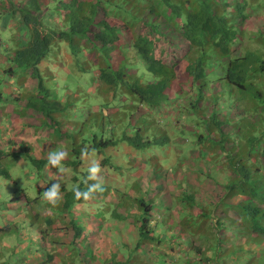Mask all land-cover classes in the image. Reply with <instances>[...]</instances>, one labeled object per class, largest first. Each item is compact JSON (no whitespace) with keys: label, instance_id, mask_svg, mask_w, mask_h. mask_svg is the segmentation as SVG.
Instances as JSON below:
<instances>
[{"label":"trees","instance_id":"trees-1","mask_svg":"<svg viewBox=\"0 0 264 264\" xmlns=\"http://www.w3.org/2000/svg\"><path fill=\"white\" fill-rule=\"evenodd\" d=\"M155 1L157 3H152ZM164 10L169 11V15L164 16L166 22L173 20L170 17L180 19V25L175 22L174 25L179 29L180 39L188 47L185 56L173 65L163 60L159 24L147 23V34L133 35L129 32L130 23L122 18L126 14L134 23L142 21L143 16L161 15ZM248 10H260L264 18V0H49L44 9L39 7L38 0H29L21 8L10 4V9L3 12L18 22L22 27L20 34L26 33V37L25 41L22 38L19 41L13 39L15 43L3 50L9 55L2 73L14 74L16 80L21 79L23 83H35L33 92L23 90L25 108L40 117L39 132L44 129L56 139L64 137L68 148L67 151L62 148L64 157L52 152L51 158L41 159L35 157L32 149L21 140L12 153H8L7 149L0 150V163L8 160L0 164V180L13 182V175L8 172V168L13 165L12 161L18 158V154L25 161L26 168L34 172L35 180L43 178L47 165H51L50 171L67 168L74 177L68 188L60 189L62 205L59 213L69 212L72 206L84 202L88 194L103 193L105 190V184L96 183L101 172L96 169L95 161H99L102 169L117 171L121 161L125 163L129 154L145 157L146 153L152 154L155 150L171 153L174 143L167 127L160 125L156 119L149 120L148 115L133 122L132 115L137 112L138 106L160 111L169 102L188 97L192 116L187 117L185 122H191L197 128L203 126L201 132L193 133L196 146L218 150L219 156L225 155V164L236 179L230 182L226 178L228 182L223 180L220 184L226 191L218 204L202 206L199 202L187 201L188 205L191 204L187 211L199 209L194 217L201 220L199 224L193 225V233V230H188L191 215L186 213L180 223L182 231L177 233L176 238H182L184 234L194 238L196 233L197 236H207L205 241L208 244L204 243L202 247L200 245L201 248L195 249L201 261L192 264H255L256 259L264 264V250L259 258H255L246 254L243 246L233 242L226 246L232 237L238 239L242 232L249 241L264 243V21L257 20L258 25L253 31L254 35L263 39L262 51L248 49L244 45L247 31L244 32L242 28L251 17ZM114 17H120L123 23L117 25L116 21H120ZM113 20H116L115 24L111 23ZM166 27L169 28L168 23ZM59 48L68 60L50 65V56L57 53L56 58ZM65 63H68L69 68L64 66ZM214 63L222 73L216 79L222 84V93L210 95L216 110L203 119L197 103L206 99L203 91L209 88L207 74ZM57 64H61V67L56 69ZM144 72L148 73L145 77ZM61 75L65 76L61 78ZM2 78L0 76L1 81ZM72 79L76 83L67 85ZM88 82L93 84V92L100 93L91 99H82L83 109L87 112V117H84L74 106L80 102L78 95H85L80 86L87 88ZM64 85L67 87L62 89ZM70 88L72 93L60 99L61 93ZM220 95L222 97L219 99ZM123 101L129 105L128 110L121 105ZM127 101L131 104H127ZM230 101L233 104L227 110L226 103ZM90 102L98 105L97 113L92 112L89 105L86 106ZM109 106L118 109L116 116L108 117L102 112ZM230 110H236L240 117L231 121L225 115L222 120L219 119V113ZM75 124L80 125L79 128ZM230 126V131H226L224 127ZM174 146L178 147L177 144ZM211 150L209 154L214 155ZM58 151H61V147ZM113 156L116 159H112ZM219 156L216 158H222ZM56 161L57 165H53ZM130 187L124 186L123 192L126 189L135 192ZM49 190L51 188L47 187ZM191 193L194 191L189 190L188 194ZM21 197L26 195L22 193ZM234 197H239L241 201L238 204L226 202ZM187 198L192 200V196L188 195ZM25 199L29 205V200ZM134 200L138 202V207L131 206V209H135H132V213L139 212V216L129 215L134 218L131 221L135 227L138 226V241L134 251L153 254L166 241L148 228L149 214L153 209L150 204L152 198L147 203L143 199ZM54 201L56 208L59 198ZM233 208L240 226L234 225L233 216H227ZM219 209H222L226 221L215 219L216 228L211 227V231L206 230V234H199L198 225L209 220L211 212ZM117 211L114 212L115 219L120 221L123 215ZM71 216L67 225L73 230L76 240L81 238L82 229ZM49 220L43 221L48 227L55 222L51 217ZM221 227L223 230L226 228V231H219ZM212 228H215L214 235ZM18 243V247L24 245L21 240ZM22 247L28 249V246ZM191 252L186 251L184 255L190 258ZM220 256L222 261L219 260ZM55 257L47 255L46 261L41 264H51L56 260ZM181 263L186 264L185 261ZM151 264H171V260L159 251L158 256L152 257Z\"/></svg>","mask_w":264,"mask_h":264},{"label":"rangeland","instance_id":"rangeland-1","mask_svg":"<svg viewBox=\"0 0 264 264\" xmlns=\"http://www.w3.org/2000/svg\"><path fill=\"white\" fill-rule=\"evenodd\" d=\"M24 0H0V5H4L6 8L3 9L5 11L9 10L10 4L13 3L16 5V3L23 2ZM41 3L45 4L46 0H39ZM157 3V1L152 2ZM14 5V6H15ZM159 4L155 5L158 6ZM154 6V5H153ZM1 11V13L3 12ZM251 17L246 21V23L243 26L244 32L247 31V36L244 39V45L248 47V49L252 50H261L262 51V40L260 37H258L253 34V31L256 29V26L258 25L257 20L262 19L264 21V18L262 16V11H256L253 13L252 11H248ZM6 13V12H4ZM161 15L153 16V17H144L142 21H136L133 23L131 19L126 17L125 15H122L123 21L127 22L129 25V32L131 34H147L149 32V28L147 27V23H156L159 24V32L161 33L160 38V45L161 49L164 53L163 60L167 64H174L178 60H180L187 52L188 47L183 43H181V40L179 39V36L176 32H172L168 30V27H166L165 19L163 18L165 14L168 16L169 11H165L164 13H160ZM9 20L8 25L6 23L3 25L2 28H0V32L4 39L12 40V37L14 35L15 38H22V41H25L26 33L19 32L18 27L14 24L12 18L10 15L6 16ZM48 17V15H47ZM116 19H121L120 17H114ZM116 20H113L111 23L114 22L115 24ZM120 21V20H119ZM122 23V21H120ZM116 21L117 25H121V23ZM179 23L178 20H176V23ZM173 27V26H172ZM262 35H264V31L262 32ZM153 36V34H152ZM131 41V39L129 40ZM264 43V42H263ZM58 55L55 58L54 53L50 56L51 60L50 65H53L56 61L59 63L65 62L66 57L63 56V50L59 48ZM68 60V59H66ZM68 62V61H67ZM141 63V62H140ZM61 64H57V68L61 67ZM59 65V67H58ZM68 63H65L64 66H67ZM68 67V66H67ZM10 68V67H7ZM69 68V67H68ZM73 74V72H70ZM132 73V72H130ZM74 75L77 76V73ZM94 75H97V71L94 72ZM148 75V73L144 72V77ZM65 76V75H64ZM63 75L60 77L63 78ZM84 77V76H83ZM10 77H3L2 86L0 87V92L8 96L7 102H3L4 100H1L0 104V150L8 149V152L10 151H16L17 147H13L12 144H17L19 141L23 140L25 145L32 149L33 155L37 158H47L51 157V153L57 151L59 147L64 148L65 151H67L66 148H68L66 145H68L67 141L64 140V137H61L60 139H56V137H53L49 131L42 130L39 132L36 128L40 129V117L36 116L32 111L31 114H26L25 111H18L19 109L14 108V100H18V102L21 104L22 107L25 105V101L22 100L23 96L25 95L22 91L20 94H18V89H14L13 87L15 84H12V82L9 80ZM210 80L216 83L217 76H209ZM25 79V77H23ZM27 79V78H26ZM144 80V79H143ZM1 81V79H0ZM75 80L72 79L68 82L67 85H73ZM26 82V81H25ZM85 84V82L83 83ZM67 85L61 86L62 89H65ZM79 86V84H77ZM87 88H84L83 86H80V88H83V91L85 93L84 96H81V94L78 95V98L80 102H78L74 108L81 112L84 117H87V112L83 109V103L82 99H91L95 97L96 94L99 92H93V84L88 82L86 84ZM35 89V83L33 81H28L25 84V87L23 90H26L29 92H33ZM220 91L218 85H215L212 89V94H218ZM72 93V88L66 89L64 93L62 92L60 95V99H62L65 96H68ZM58 96V94H57ZM88 97V98H86ZM222 97V95L219 96V99ZM104 98V96H103ZM206 100L202 103L200 102L198 104V107L201 109V115L200 117L203 119H206L207 116L214 111L216 108L213 103H210L209 95L205 94ZM122 99V98H121ZM224 99H226L224 97ZM20 100V101H19ZM184 100V101H182ZM186 97L179 99L170 107L165 106L160 111L159 110H148L144 106H138L137 112H135L133 117V122L137 119H140L141 116H150L149 120L157 119L158 121H164V127H170V128H178L179 129V136L177 138L173 137L172 139V149L171 153H167L166 151H160L157 153V150L152 154L146 153L145 157H141L140 155H127L125 158V163L121 161L120 169L119 170H110L109 168L107 170L102 169L100 164H95L96 169L99 171L100 175H98V178L96 180V183H102L105 184L103 190V193L106 195H96L95 193L88 194L84 200V202L80 204L74 205V207L71 208L72 213L75 216H82L84 220H87L89 222H92L94 224L88 225L87 221H84L86 224V230L92 232L90 234V244L94 247L93 244L98 242V244H101L103 246L106 243L109 244V248H106V245L104 247H100L97 249V255L98 260L103 254H108L109 258L111 259L112 256H115L116 258H112L114 262L121 263V264H139V262H142L143 264H151L152 257L158 256V252L161 251L163 253H167L170 255L171 264H182L181 262H186V264H192L193 262H198L200 260V257L198 256L197 251L195 249L201 248L206 241L205 237H195L193 238L191 244H184V246L176 245V244H170L168 246L170 250L167 249V247L164 245L163 247L159 248L158 250L153 251V254L145 253L143 251L136 252L134 251L133 245H135L137 241V237L135 236V230L132 225H129L127 228L126 226L129 224L126 221L120 222L118 219L116 220L114 212L117 211L116 204H118V208L122 206L121 202L118 201V197L123 194V187L127 185H131V183L135 184L137 180L144 181L147 183L149 178L153 181V183H156V185H162L163 189L165 190L164 186H169L170 183L175 185V189L170 190V192H174L175 195H179L180 189L177 185L181 183V181L184 182L185 187H194L197 191L196 196L201 200L204 204H215L218 203L219 198L222 197L223 194H221V189L219 186L224 180L223 172L220 171V167H223L225 165L227 158L225 155H221L222 158L219 159L215 156L220 155V152L218 150H211L215 153L212 157L210 156V150L209 153L203 152L202 148H197L193 142H190L191 144V150L188 149L184 151L185 148V140L181 139H187L188 141V135H190L192 132H198L197 127L191 124V122H185V119L187 118L186 111L182 108L181 111H179V108L182 106H179V104L185 102ZM225 100L222 103V106L224 107ZM115 104V102H114ZM129 104H131L129 102ZM228 104L225 109H231V106L233 104L232 101L226 103ZM91 108L92 112H98L99 107L95 103H87ZM121 105L124 107V109H127V106H125V102L123 101ZM176 107V108H175ZM178 107V108H177ZM17 113V117L14 116L13 113ZM177 109V111H176ZM117 108L113 106L107 107L106 110L102 111L105 113L106 116H116L115 113L117 112ZM18 111V112H17ZM186 113V114H184ZM224 114V113H223ZM170 115H172L170 117ZM237 112H231L228 114V117L230 119H233L236 117ZM122 116V115H121ZM153 117V118H151ZM221 117V116H219ZM82 119H79L78 121H81ZM100 120V119H99ZM76 125V124H75ZM77 128H79L80 125H76ZM36 127V128H35ZM66 127H68V124H66ZM74 128V127H73ZM199 132L202 131L203 126L198 127ZM201 128V130H200ZM72 129V128H71ZM226 131H230L229 127H225ZM116 131V130H114ZM169 134H172V132H168ZM110 135V132L108 133ZM86 136H90L89 134H86ZM175 138V139H174ZM194 137L192 136V140ZM177 144L178 147H175L174 145ZM35 147V148H32ZM13 148L14 150H11ZM63 151V153H65ZM184 151V152H183ZM202 153H205L204 155ZM113 155V153H111ZM117 153L115 152L114 155ZM93 155L95 156V152L93 151ZM91 155V157H94ZM17 159H13V165L9 166V173L13 175V182H9L4 180H0V264H9L13 263L15 261H18L21 258V261H19L17 264L24 263L25 260L29 264H39L40 261L46 256V254H57L59 257H61V253L68 252L71 253L72 259H70L68 264H81L79 262V250L77 246L70 245L66 250L64 249L65 245L68 244L72 240L73 232L68 224L69 220L71 219L70 215L67 212H63V214H58V212L55 210L54 206L56 204L55 201H53L54 198H58L61 196V194L57 191L61 187H68L72 174L64 168L60 170L54 169L53 171L48 170L51 165H47L44 169L45 173L48 172V175L45 176L42 180H34V176L32 172H29V170L26 168V163L22 159V157L18 154ZM182 158H184L182 160ZM102 159V158H101ZM112 159H116L115 156L112 157ZM167 159V161H166ZM8 161V160H6ZM6 161H2L0 164L3 165ZM4 162V163H3ZM218 162V164H217ZM97 163V161H96ZM216 163V164H215ZM124 164V165H123ZM216 168H214L213 166ZM203 166V167H202ZM212 166V167H209ZM206 167H208L206 170H204ZM203 169L201 173V169ZM135 169V170H134ZM176 169V172L172 173L170 175V170ZM145 174V176H144ZM203 175V176H201ZM204 176L208 178L205 179ZM46 179L51 182V189L49 191L42 190L46 186ZM160 179V182H158ZM158 182V183H157ZM216 182L218 185L214 184ZM58 183V185H57ZM134 187V186H132ZM131 188V187H130ZM53 192L54 195H53ZM22 193L26 195V197H21ZM139 196L145 198V200L148 199V193L145 194L144 190H141L138 193ZM168 195V199L163 201V204L167 208H171V211L173 214L180 210L181 207L178 203H173V198L171 195ZM29 200V205L26 204V199ZM38 198V199H36ZM151 198L156 202H161L158 200V197L156 195H151ZM11 199H14L13 202L17 203L13 208L6 207V204H10L12 201ZM22 200V202H19V200ZM11 201V202H10ZM54 202V203H53ZM62 205V200L59 199L58 207ZM191 206V204L188 205V207ZM138 207V206H137ZM10 209V210H9ZM158 209V208H157ZM156 209V210H157ZM186 210V209H185ZM121 210L118 209L116 213L122 214V220L125 219L126 213L120 212ZM162 212L159 210L158 214ZM216 214V212H215ZM36 215L42 216L41 218H36ZM135 215V214H133ZM175 215L177 217L181 216V219H184L182 217V213L176 212ZM174 215V216H175ZM19 216V218H18ZM165 216V214H163ZM52 218V225L46 226L43 221L49 220V218ZM130 218V217H129ZM43 219V221H42ZM133 219V217H131ZM128 219V220H131ZM176 219V218H175ZM79 220H82L80 218ZM201 219H195L194 216H190L189 222V229L193 230V233L195 231L194 224L200 223ZM50 221V220H49ZM81 223V222H80ZM8 227V228H6ZM182 231V229L175 230V232L179 233ZM134 232V233H133ZM206 232V228H203L202 233ZM22 235V236H21ZM103 236L105 240H103V243H100V240L103 239ZM180 237V236H178ZM181 237H185V239H188V235L185 234ZM22 240L25 247L28 246V249H23L22 245L18 247V241ZM31 240V242H29ZM178 240H181L180 238ZM245 239L241 238L239 240H233L234 243H241L244 244ZM32 243V244H31ZM201 245V247H200ZM262 244L257 245L256 251L260 250L261 248H264ZM5 247L9 248L10 251L5 250ZM206 247V245H205ZM250 247V246H249ZM4 248V250L2 249ZM14 248H16L14 250ZM255 248L254 245H252L251 250ZM84 249L91 250V247L89 246L84 247ZM150 249H154V247H150ZM191 249L192 253L190 255V258H187V256L184 255V253ZM13 250V253L11 251ZM8 252V254H6ZM142 252V253H141ZM94 253V251H93ZM144 253V254H143ZM261 255V253H259ZM255 255L253 257H260V255ZM66 255V253H64ZM91 256L90 254L88 255ZM222 256V255H221ZM220 256V261H222V257ZM82 258H87L82 253ZM127 263H124L126 260H129ZM137 259H139V262H137ZM183 259V260H181ZM85 262L86 260L83 259ZM96 261V259H94ZM201 261V260H200ZM229 261V260H228ZM227 261V262H228ZM111 261H108V263ZM255 264H263L261 263L260 259H256L254 261ZM60 264V263H58ZM91 264V262L89 263ZM110 264V263H109ZM184 264V263H183ZM200 264H207L206 262H200Z\"/></svg>","mask_w":264,"mask_h":264},{"label":"clouds","instance_id":"clouds-1","mask_svg":"<svg viewBox=\"0 0 264 264\" xmlns=\"http://www.w3.org/2000/svg\"><path fill=\"white\" fill-rule=\"evenodd\" d=\"M11 4H13V3H11ZM13 5H15V4H13ZM26 5L25 4H23L22 2H19V3H16V5H15V8H21V7H25ZM1 8H3V9H5L6 7L3 5L2 6V4H1V6H0ZM10 9V8H9ZM248 11H251V10H248ZM247 11V12H248ZM253 13H255L256 12V10H254V11H252ZM248 14H249V12H248ZM250 15V14H249ZM125 16L126 17H128L129 19L131 18L130 16H128V15H126L125 14ZM251 16V15H250ZM144 17H149V16H143V18ZM164 18V17H163ZM170 19H173V20H170L169 22H166V21H164V22H166V23H168V25H169V28H168V30L169 31H172V32H176L177 34H178V36H179V39L181 38L180 37V33H179V29L177 28V27H175V25H174V22L176 23V20H178L179 21V23L177 22V24L176 25H180V19H174V18H171L170 17ZM118 20H120V21H122V19H118ZM132 20V19H131ZM133 21V20H132ZM123 23V22H122ZM121 23V24H122ZM165 23V24H166ZM173 26V27H172ZM158 27V31H159V26H157ZM243 28V27H242ZM181 40V39H180ZM181 43L183 44L184 43V41H182L181 40ZM186 45V44H185ZM187 46V45H186ZM185 56V55H184ZM183 56V57H184ZM182 57V58H183ZM181 58V59H182ZM180 59V60H181ZM180 60H178L177 62H179ZM176 63V62H175ZM174 63V64H175ZM169 65H173V64H169ZM216 64L214 63V64H212V68H211V70L208 72V74H207V77H208V79H209V83H210V85H209V88L206 90H204L203 92H204V94H206V95H209V100H210V103H212L211 102V99H210V95L212 94V89H213V87L215 86V85H218V87H219V89H220V91H219V93L218 94H216V96L217 95H219V94H221L222 93V84L219 82V81H216V83L215 82H213V81H211L210 80V78H209V76L210 75H212V76H217V77H219V76H221L222 75V73H221V71L218 69V67L217 66H215ZM217 67V68H216ZM12 68L14 69V67L12 66ZM212 95H215V94H212ZM191 96H193V95H191ZM0 97H1V95H0ZM196 98V96L193 98V101H194V99ZM179 99H177L176 101H178ZM206 100V99H205ZM204 100V101H205ZM176 101H171V102H169L168 104H166V105H164L163 107H165V106H168V107H170V105H172L173 103H175ZM182 101H184V100H182ZM203 101V102H204ZM129 102L130 101H127V104H129ZM185 102H186V104L184 105V103H181V104H179V106H182L181 108H179V111H181V109L183 108L185 111H186V113L188 114L187 115V117H191L192 116V112H191V110H190V106H189V100H188V97H186V100H185ZM202 102V103H203ZM131 103V102H130ZM200 103V102H199ZM199 103H197V104H199ZM126 106H129V105H126ZM176 108V107H175ZM178 108V107H177ZM216 108V107H215ZM216 110V109H215ZM176 111H177V109H176ZM189 111V112H188ZM213 112V111H212ZM211 112V113H212ZM231 112H237L236 110H230V112H227V111H222L221 113H219V116H221V117H219V119L220 120H222V117H224L225 115H226V117H228V114L229 113H231ZM186 113H184V114H186ZM224 113V114H223ZM239 113H237V115H236V117H234L233 119H230L229 117V119L232 121V120H235L237 117H240V115H238ZM172 115H170V117H171ZM208 117V116H207ZM155 119V118H154ZM207 119V118H206ZM157 120V119H156ZM159 122V124L160 125H162V126H164V121H158ZM231 123H233V122H231ZM36 128V127H35ZM225 128V127H224ZM229 128H231V126L229 127ZM36 129H38V128H36ZM167 130H168V132H172V134H169V135H171V139L173 138V137H175V138H177L178 136H179V129L178 128H176V127H174V128H170V127H167ZM197 130H198V128H197ZM198 132H199V130H198ZM192 136H193V132L190 134V135H188L187 137H188V141H187V139H181V140H185V148H184V151H186V150H188V149H190L191 150V144H189L190 142H193V144L196 146V141L193 139L192 140ZM194 137V136H193ZM174 138V139H175ZM173 140V139H172ZM171 140V141H172ZM12 146L13 147H17V145L16 144H12ZM197 147V146H196ZM197 148H200V147H197ZM202 148V150H203V152H206V153H209V150H211V149H209V148H207L206 147V149H204L203 147H201ZM11 150H14L13 148H11ZM59 149H57V151H55V152H58L57 153V155H58V157L59 156H61V157H64V155L62 154L63 152H62V150L61 151H58ZM156 151V150H155ZM183 151V152H184ZM12 152H14V151H10V152H8V153H12ZM157 153H159V152H157ZM156 153V154H157ZM52 154V153H51ZM203 155L205 154V153H202ZM212 154V153H211ZM213 155V154H212ZM212 155H210L211 157H212ZM217 156H219V155H217ZM130 157H132V156H130ZM216 157V156H215ZM219 157H221V156H219ZM49 158H51L50 156H49ZM56 159H59V158H56ZM184 158H182V160H183ZM218 162H219V159H218ZM218 162H217V164H218ZM99 163V161L97 160V163H96V161H95V164H98ZM216 164V163H215ZM53 165H57V161L53 164ZM213 166V165H212ZM212 166H209V167H212ZM203 167V166H202ZM214 168H216L215 166H213ZM208 167H206L205 169L204 168H202L201 169V173L203 174L204 172H202L203 171V169L204 170H206ZM62 169L64 170V168L62 167ZM49 170V169H48ZM66 170H68L67 168H66ZM69 171V170H68ZM220 171H222L223 172V175H224V181H226V182H228L227 180H226V178H228L229 179V181L230 182H234V180L236 179V176H232L231 175V173L229 172V170H228V168H227V164H225V165H223V167H220ZM30 172V171H29ZM174 172H176V169H171L170 170V175H172V173H174ZM33 173V176L35 175L34 174V172H32ZM71 173V172H70ZM72 174V173H71ZM48 175V172H46L45 174H44V176H43V178L45 177V176H47ZM144 176H145V174H144ZM201 176H203V175H201ZM74 177V174H72V177H71V179ZM43 178H41L40 180H42ZM204 178L205 179H207L208 180V178L206 177V176H204ZM151 179V177L149 178V180L147 181V183H145L144 181H141V180H137L136 181V183L135 184H133V183H131V188L130 189H135V192H133V193H131V192H129L128 191V189H126V191L125 192H123V194H121V196H119L118 197V201L119 202H121V204H122V206L120 207V208H118L117 206H118V204L119 203H117L116 204V208H117V210L118 209H120L121 211L120 212H122L123 214L124 213H126L127 215H126V217H125V219L124 220H120V222H123V221H126V222H128L129 224L126 226V228L129 226V225H132L133 226V228H134V230H135V233H136V237H137V241H138V236H137V234H138V232H137V227H135V225L133 224V222L131 221V220H134V218L133 219H131V217L129 218V215L130 214H135V216H139V212H133L132 213V211L133 210H135V209H131L130 207L132 206H137V201H135L134 200V198H137V199H143L144 200V203H147L148 201H149V199L151 198V195H156L157 197H158V200L159 201H161V202H158V203H156L153 199H152V202L150 203L151 204V206H152V211L150 212V214H149V219H148V228L149 229H151L156 235H159V237L161 238V239H163L164 241H166V243L164 244L166 247H167V249L168 250H170V248L168 247V246H170V244H176V245H180V246H184V244L183 243H185V244H191V242H192V240H193V238L192 237H189L188 236V239H185V237H182V238H180L181 240H178L177 238H176V236H177V232H175V230H178V229H182V227L180 226V223H181V221H182V219H181V216L180 217H177L176 215H175V213L176 212H179V213H182V216H184L186 213H188L189 214V216L191 215V216H195L196 214H198L199 213V209H194V210H192L191 212H189V211H187V207H188V204H187V201L188 202H199L202 206L203 205H207V204H204L201 200H199V198L196 196V194H197V191H196V189L194 188V187H185V185H184V182L183 181H181V183H179L178 185H177V187L178 188H181L180 189V192H179V195H175V191L174 192H170V190H173V189H175L176 187H175V185L174 184H172V183H170V185L167 187V186H164V188H165V190L163 189V187H162V185H156V183H153V181L152 180H150ZM34 180H35V176H34ZM38 181V180H37ZM71 181V180H70ZM10 182V181H9ZM158 182H160V179H159V181ZM157 182V183H158ZM45 183H46V186L44 187V189H42V190H45V191H47V187H52V185H51V182L50 181H48V179H46V181H45ZM214 184H215V182H214ZM57 185H58V183H57ZM132 186H134V187H132ZM63 187H61L60 189H62ZM65 188H68V187H66L65 186ZM219 188L221 189V194H223L222 195V197L221 198H219V200H218V203L223 199V196L225 195V189H224V187L222 188L221 186H219ZM60 189H58L57 191L61 194V192H60ZM52 190V189H51ZM141 190H144V192H145V194L146 193H148L149 195V197H148V199L147 200H145V198H143V197H141V196H139L138 195V193L141 191ZM189 190H191V191H194V193H191V194H188V192H189ZM53 191V190H52ZM96 195H106V194H104V193H95ZM167 194H169V195H171L172 196V198H173V203H178L179 205H180V207H181V209L180 210H178V211H176L174 214H173V212L171 211V208H167V207H165L164 206V204H163V201H165V200H167L168 199V195ZM53 195H54V193H53ZM188 195L189 196H192V200H188ZM62 198V194H61V196L59 197V199H61ZM36 199H38V198H36ZM55 199V198H54ZM54 199H53V201H54ZM1 200V199H0ZM11 200H13V199H11ZM14 201V200H13ZM20 202H22V200L20 199L19 200ZM241 200H240V198L239 197H234V198H232V199H230V200H226V202H229V203H232V204H238L239 202H240ZM54 203V202H53ZM218 203H215V204H218ZM17 203H15V202H11L10 204H6V207H7V209H8V207L9 206H11V207H13V208H15L14 206L16 205ZM187 204V205H186ZM209 205H211V204H209ZM11 207H9V208H11ZM58 207V206H57ZM72 207H74V206H72ZM71 207V208H72ZM59 208V207H58ZM124 208H126L127 210H125ZM158 208V209H157ZM157 209V210H156ZM186 209V210H185ZM10 210V209H9ZM161 211L162 212V214L161 213H159L158 214V211ZM233 211V212H232ZM232 211H229V213H228V217L229 218H231L232 216H233V218H231V219H234L235 220V222H234V225H237V226H240V220H238L239 218H238V215L235 213V209L233 208V210ZM72 215H73V221H75L76 223H77V225H78V227H80L81 229H82V236H81V238H79V239H74L73 238V236H72V240L68 243V244H66L65 245V247H64V249L66 250L70 245H75V246H77V248H78V250H79V252H80V254H79V262L81 263V264H89L90 262H91V264H121V263H117V262H114L113 260H112V258H116V253H115V256L113 255L112 256V258L110 259L109 258V256H108V254L105 256V254H103L101 257H100V259L98 260V255H97V249H99V251H100V247H104L105 246V244L103 245V246H101V244H98V242H96L95 244H93L94 246H95V248H96V250L94 249V247L90 244V241H89V238H90V234H92V232H90V231H87L86 230V227H85V223H84V221H87V220H84V218L82 217V216H75L73 213H72V211H71V209H70V211H69ZM69 212H67L69 215H70V217H71V219H72V216H71V214L69 213ZM215 212H216V214H215ZM61 214H63V212L61 213ZM163 214H165V216H163ZM175 215V216H174ZM237 215V216H236ZM42 216H40L39 217V215H36V218H41ZM18 218H19V216H18ZM80 218H82V220H79ZM176 218V219H175ZM238 218V219H237ZM70 219V220H71ZM128 219H131V220H128ZM215 219H219L220 220V222H224V221H226L225 220V218H224V216H223V214H222V209H219V210H215V211H213V212H211V214H210V221L209 220H204L203 221V223L202 224H200V225H198V227H199V234H202V230H203V228H206V230H210L211 229V227H215L216 228V226H217V224H215V222L217 221V220H215ZM70 220H69V222H70ZM117 220V219H116ZM42 221H43V219H42ZM68 222V223H69ZM81 222V223H80ZM87 223H89L88 225H92V224H94V223H92V222H89V221H87ZM230 223H232V221H230ZM7 228V227H6ZM71 228V227H70ZM215 228H212V229H214L213 230V235L215 234ZM195 229V228H194ZM211 231V230H210ZM210 231H209V233H210ZM219 231H221V232H224V231H226V228H224V230L222 229V227L221 228H219ZM72 232H73V230H72ZM228 232V231H227ZM134 233V232H133ZM203 234H206V232L205 233H203ZM173 235L175 236V239L173 238ZM196 235V237H198V238H200V237H205V240H207V236H205V235H200V236H197L198 234L196 233L195 234ZM101 237H103V236H101ZM195 238V237H194ZM241 238H244L245 239V241H244V244H241V243H234L233 242V240H236L237 238H233L232 237V240L230 241V243L229 242H227V244H226V246L229 244H231L232 242L234 243V244H236V245H240V246H243V248H245V252H246V254H248L250 257H253V256H255V255H258L259 253H261V252H263V250H264V248H261L260 250H258V251H256L255 249H256V247H257V245H260V244H262V246H264V243H258V244H256V243H254V242H252V241H249L248 239H247V236L246 235H244L243 234V232H242V234L240 235V237L237 239V240H239V239H241ZM103 240H105V238L103 237V239H101L100 240V243H103ZM205 240H202V241H205ZM22 241V240H21ZM137 241H136V243H137ZM227 240H225V241H223V242H226ZM23 242V241H22ZM29 242H31V240L29 241ZM135 243V244H136ZM207 243V242H206ZM32 244V243H31ZM208 244V243H207ZM164 245H161V247H163ZM252 245H254L255 246V248L253 249V250H251V247H252ZM87 246H89V248L91 247V250L89 251V250H85L84 249V247H87ZM135 245H133L132 247H134ZM250 246V247H249ZM262 246H260V247H262ZM160 247V248H161ZM3 250H4V248H2ZM16 249V248H15ZM251 251H250V250ZM5 250H9L10 251V249L9 248H7V247H5ZM4 250V251H5ZM191 249H189V250H187V251H190ZM93 251H94V253H93ZM64 253H66V255H64ZM64 253H61V257H59L57 254H54V253H52V254H46V256L47 255H54V256H56L55 258H56V260L54 261V262H52L51 264H58V263H60V264H68L70 261V259H72V255H71V253L70 252H68L67 250H66V252H64ZM82 253L84 254V256L85 257H87V258H82L81 257V255H82ZM192 253V252H191ZM6 254H8V252L6 253ZM91 255L90 257L88 256V255ZM164 254H166L169 258H170V255L169 254H167V253H164ZM46 256L42 259V261H40L39 262V264H41V263H44V261H46ZM187 256V255H186ZM106 257H108V258H106ZM188 258V257H187ZM83 259H85L86 261L84 262L83 261ZM94 259H96V261H94ZM171 260V259H170ZM20 261V259L18 260V261H15V262H13V263H10V264H17L18 262ZM108 261H111V262H109L108 263ZM128 260H126L124 263H126ZM129 261H130V259H129ZM21 264H29L26 260H25V262L24 263H21ZM49 264V263H48Z\"/></svg>","mask_w":264,"mask_h":264},{"label":"crops","instance_id":"crops-1","mask_svg":"<svg viewBox=\"0 0 264 264\" xmlns=\"http://www.w3.org/2000/svg\"><path fill=\"white\" fill-rule=\"evenodd\" d=\"M28 2H29V0H24L22 3L27 5ZM38 4H39L40 8L44 9L46 7V5L49 4V0H46L45 4L41 3L38 0ZM2 10H3V8L0 7V13H1ZM6 16H8V14H6L4 12L1 13V15H0V28H2L5 23H6V25H8L9 20L7 19ZM13 22L16 25V27H18L19 32H22V30H21L22 27L19 26L18 22H15V21H13ZM13 39L16 40V41L20 40L18 38H15L14 35L12 37V41L9 40V39H4V37L2 36V34L0 32V76H2V77H10L9 80L14 81V82H12V84H15V86L13 87V90L14 89H18V94H20L23 91V88L25 87V84H26L27 81L23 83L21 79L16 80V78H15L16 76L14 74H10V73L9 74H7V73L4 74V73H2L3 68H4L3 67L4 62L6 60V57L9 55L8 52L4 53L3 50L4 49H9L10 44L13 45V42L15 43V41H13ZM2 82H3V78H2V81L0 82V87L2 86ZM0 95H1L0 104L2 103L1 100H4L3 101L4 103L7 102V100L9 99L8 96L3 94V93H1V92H0ZM21 99L25 101V99H23V98H21ZM10 103H14V105H13L14 108H16V109L18 108L19 109L18 111H20V114H21V111H25L26 114H28V113L31 114L32 113L31 110H28V109L25 108L26 103H25L24 107L21 106V104L18 102V100H14V102H10ZM16 109L14 110L15 113H13L15 117H17ZM0 133H1V131H0ZM1 134H3V133H1ZM55 210L58 212V214H60L59 213L61 211L60 208L56 207ZM105 245H106V248H109V244L108 243L105 242ZM94 249L96 250L95 246H94ZM106 255L107 254H105V256ZM106 258H108V257H106Z\"/></svg>","mask_w":264,"mask_h":264}]
</instances>
